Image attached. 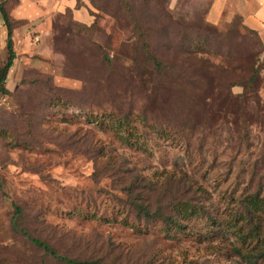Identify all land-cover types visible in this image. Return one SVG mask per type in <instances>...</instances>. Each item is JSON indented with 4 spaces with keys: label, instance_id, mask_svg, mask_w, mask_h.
<instances>
[{
    "label": "rangeland",
    "instance_id": "1",
    "mask_svg": "<svg viewBox=\"0 0 264 264\" xmlns=\"http://www.w3.org/2000/svg\"><path fill=\"white\" fill-rule=\"evenodd\" d=\"M211 1H6L16 59L0 94V264H67L18 228L101 264L262 253L264 207L242 200L264 205V33L230 4L209 14ZM126 116L118 132L138 144L113 127ZM181 201L196 214L165 230Z\"/></svg>",
    "mask_w": 264,
    "mask_h": 264
},
{
    "label": "trees",
    "instance_id": "2",
    "mask_svg": "<svg viewBox=\"0 0 264 264\" xmlns=\"http://www.w3.org/2000/svg\"><path fill=\"white\" fill-rule=\"evenodd\" d=\"M6 1L8 0H0V16L1 19L3 21V25L6 27V52H7V58L4 62L0 63V94H4V95H8L10 93V90L8 89V87L5 84V81L7 79V74L9 69L12 67L14 60L16 59V53L15 50L13 48V30H14V26L12 25V21L10 19V15L9 13H7L6 8L4 7ZM249 29V28H248ZM250 31L257 33L256 31H253L250 29ZM258 34V33H257ZM152 57V56H151ZM152 60L154 61V64L156 65L157 68L162 67L160 61H158L155 57H152ZM90 119L91 120H96L92 115H90ZM128 122V116L124 117L123 119L120 118H116L114 121V126L117 131V135H119V138L121 140L124 141V143H126L127 145H132V144H138L136 141L134 143H132L129 139L132 137L133 133L130 132L128 135H122L119 134V129L121 127H123L125 124ZM101 123H103V120L101 121ZM100 123V124H101ZM156 134L159 136H163V137H167L170 136L169 135V131L166 129L161 128L160 126H158L156 128ZM262 199L258 194H253L250 196L245 197L242 200V203H244L245 207H247V212H250L251 214H256L257 212H259L260 210L263 209L264 205L262 203ZM178 206L177 208L174 210L173 214H169V215H161V221L163 222L162 224L164 225V229L167 231H177L178 229L183 230V226L180 224L179 219H188L191 216L195 215L197 210H196V206H193L192 204H190L189 202H178ZM137 211L139 213H142L145 217L147 218H157L160 217L159 215H156L155 212L151 213L149 211V209L147 208L146 205L144 204H138L137 206ZM17 212L19 213L21 210L19 208H17ZM245 217L242 216V218H240L239 220H244ZM18 230L21 232V234L25 237L28 238V240L35 246L43 249L45 252H47L48 254L51 255L52 258H54L55 260H60L63 261L67 264H101L98 260L95 259H91V260H75V259H71L68 257L63 256L62 254H60L59 252H57L54 248H52L51 246H49L47 243H45L44 241H42L39 238L36 237H30L28 236V233L22 229V228H18ZM239 233V229L237 230L236 235H238ZM242 240H244V238H241ZM245 257V256H244ZM248 258V262L251 264H257L259 261L258 259L262 258L264 259V250L262 251L261 254H248L247 255Z\"/></svg>",
    "mask_w": 264,
    "mask_h": 264
},
{
    "label": "crops",
    "instance_id": "3",
    "mask_svg": "<svg viewBox=\"0 0 264 264\" xmlns=\"http://www.w3.org/2000/svg\"><path fill=\"white\" fill-rule=\"evenodd\" d=\"M25 2L28 0H20ZM28 4V3H27ZM230 4L234 10L242 17V21L249 29L256 31L258 34L264 33V0H212L209 14L224 13ZM0 35L4 38L6 46V27L0 16Z\"/></svg>",
    "mask_w": 264,
    "mask_h": 264
}]
</instances>
